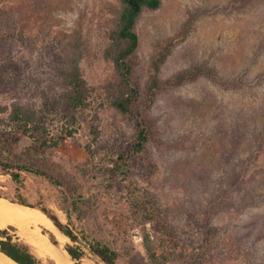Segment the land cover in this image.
<instances>
[{
  "label": "rangeland",
  "instance_id": "374dc122",
  "mask_svg": "<svg viewBox=\"0 0 264 264\" xmlns=\"http://www.w3.org/2000/svg\"><path fill=\"white\" fill-rule=\"evenodd\" d=\"M12 1H8L9 9ZM39 1L45 11L24 19L25 42L8 32L7 36L0 35V64L12 53L14 65L9 77L15 79L14 84L10 79L4 83L1 102L38 103L40 88L52 97L62 93L64 84L54 74L55 63L46 54V46L58 31L74 28L77 22L83 27L88 46L82 63L85 78L100 91L113 74V65L104 54L109 43V22L118 0ZM190 18L194 20L192 31L162 67L161 82L164 84L195 64L206 63L215 67L220 76L241 75L252 86L242 93H231L207 78L179 87L165 86L150 111L148 152L134 160L133 173L125 186L120 180L111 183L106 176L88 180L79 175L78 167L86 163L82 150L91 132L89 119H82L81 135L55 154L50 168L63 180L78 177L83 193L94 190L97 194L94 210L86 207L85 220H76V224L88 233L113 240L122 251L130 253L117 264H128L130 260L150 264L143 223L134 219L128 186L140 197L142 212L146 213L141 220L154 217L147 221V230L159 246L174 255V264H264L262 186L255 195L261 205L242 208L239 214L234 206L228 212L221 213L220 209L210 221L201 212L196 215L201 207H211L208 201L221 189V164H207L214 149H220L221 154V142L216 141L221 100L237 113L261 108L264 102V0H162L160 9L145 11L137 26L140 46L136 59L143 89L148 86L157 43L176 37ZM99 110V146L116 149L129 145L135 133L133 122L108 106ZM260 165L264 166V155ZM185 171L198 178L188 181ZM25 179L27 185L20 189L11 176L0 174L2 197L24 198L39 207L47 206L68 224L70 203L62 192L44 177L25 173ZM211 228L215 232L208 234ZM10 232L21 237L18 230ZM55 240L59 244L56 237ZM68 244L76 245L68 238L63 244L65 250ZM87 252L84 264H97ZM43 260L44 264H55Z\"/></svg>",
  "mask_w": 264,
  "mask_h": 264
},
{
  "label": "trees",
  "instance_id": "16d2710c",
  "mask_svg": "<svg viewBox=\"0 0 264 264\" xmlns=\"http://www.w3.org/2000/svg\"><path fill=\"white\" fill-rule=\"evenodd\" d=\"M8 1L0 0V35L7 36L8 32V35L25 42L27 37L24 19L41 15L45 8H42L43 4L39 0H13L10 5L12 8L9 9ZM161 6L162 0H118L109 22V43L104 54L113 65V74L100 91L92 87L85 78L82 63L87 56L88 46L83 27L77 22L74 28L58 31L46 46V54L51 55L55 63L54 74L64 84L62 93L52 97L45 89L40 88L41 100L38 103L23 100L4 103L0 99V174L11 176L20 189L27 185L25 173L49 180L62 192L66 202L70 203L67 210L69 223L64 224L47 206L39 207L24 198L10 200L40 208L63 234L76 243L66 247L74 264H84L87 251L97 264H117L122 256H130L129 252L122 251L113 240L88 233L86 228L76 224V220H85L86 207L90 211L94 210L92 205L97 194L94 190L88 194L83 193L78 177L63 180L50 168L55 154L81 135L82 119H89L91 132L82 150L86 163L78 167L79 175L88 180L106 176L111 183L120 180L125 186L133 173L134 160L148 152L151 137L150 111L165 86L179 87L201 78H207L220 86L221 90L231 93H242L252 86L248 85L244 76H220L215 67L206 63L195 64L180 71L164 84L161 82L162 67L177 45L192 31L194 20L190 18L176 37L157 43L151 58L148 86L143 89L136 69L140 46L137 26L145 11H155ZM9 54L0 64V91L9 79L12 84L15 83V79L9 77L14 65L12 53ZM104 106L115 109L125 119L133 122L135 133L129 145L116 149L99 146V109ZM238 112L221 100V123L217 126L216 137V141L219 139L221 142V154L220 149H214L212 158L207 163L212 167L221 164V180L218 181L221 189L214 199L208 201L211 207H201L196 214L201 212L207 221L212 220L220 209L221 213L228 212L234 206L239 214L242 208L261 205L255 195L260 192L261 186L264 189V166L260 165L264 155V102L256 110L242 109ZM216 141L215 144H218ZM184 174L188 181L196 177L194 173L187 171ZM128 189L131 191L128 199L134 219L143 223L144 246L149 263L174 264V255L159 246L147 230V221H152L154 217H145L144 222L141 220L146 213L142 212L140 197L131 186ZM262 196L264 193L260 197ZM10 230L16 232L17 229L9 226L0 230V251L19 264H44V260L32 251L31 246L17 234H11ZM213 232L215 230L211 228L208 234ZM52 237L56 244L54 235ZM128 264L138 263L130 260Z\"/></svg>",
  "mask_w": 264,
  "mask_h": 264
},
{
  "label": "bare ground",
  "instance_id": "6f19581e",
  "mask_svg": "<svg viewBox=\"0 0 264 264\" xmlns=\"http://www.w3.org/2000/svg\"><path fill=\"white\" fill-rule=\"evenodd\" d=\"M9 226H14L19 231L22 239L39 258L52 260L55 264H72L69 254L63 248L68 237L40 208L24 206L0 197V230ZM52 235L59 244H55L52 237L49 238ZM0 264L19 263L0 251Z\"/></svg>",
  "mask_w": 264,
  "mask_h": 264
},
{
  "label": "water",
  "instance_id": "95a60500",
  "mask_svg": "<svg viewBox=\"0 0 264 264\" xmlns=\"http://www.w3.org/2000/svg\"><path fill=\"white\" fill-rule=\"evenodd\" d=\"M22 205V204H21ZM24 206H27V205H24ZM57 227V226H56ZM58 228V227H57ZM59 229V228H58ZM60 230V229H59ZM8 256V255H7ZM11 258V257H10Z\"/></svg>",
  "mask_w": 264,
  "mask_h": 264
}]
</instances>
